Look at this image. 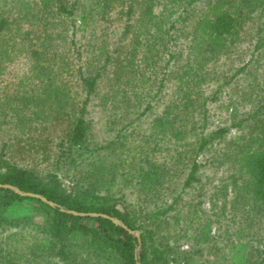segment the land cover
Wrapping results in <instances>:
<instances>
[{
  "label": "trees",
  "instance_id": "trees-1",
  "mask_svg": "<svg viewBox=\"0 0 264 264\" xmlns=\"http://www.w3.org/2000/svg\"><path fill=\"white\" fill-rule=\"evenodd\" d=\"M40 1L19 0L16 31L0 50L2 59L15 35L33 46L26 52L38 84L35 92L19 84L2 107L3 115L16 111L28 122L19 132L25 138L0 140V183L41 193L57 205L0 185V264H201L196 259L205 249L223 264H264V98L242 114L233 107L229 124L213 126L210 113L223 87L253 60L252 54L231 74L217 67L230 57L247 21L256 16L262 27L264 0L81 4L84 41L75 61L59 54L68 47L53 42L57 34L45 26L36 33L35 25L49 9L73 27L79 0ZM117 18L118 34L110 31ZM9 23L0 15V34ZM261 45L264 38L255 48ZM259 85L264 91V69ZM96 96L101 139L87 116ZM15 100L21 105L11 109ZM231 103L229 96L220 104ZM8 122L0 119V126ZM231 126L239 132L226 139ZM52 129L54 138L41 139ZM32 150L34 156L27 155ZM214 164L230 170L208 191L206 209L199 169ZM175 176L182 177L180 188H168ZM129 184L140 199L137 207L126 197ZM189 188L199 195L187 199ZM67 209L107 213L125 226Z\"/></svg>",
  "mask_w": 264,
  "mask_h": 264
},
{
  "label": "rangeland",
  "instance_id": "rangeland-1",
  "mask_svg": "<svg viewBox=\"0 0 264 264\" xmlns=\"http://www.w3.org/2000/svg\"><path fill=\"white\" fill-rule=\"evenodd\" d=\"M31 4L32 2H37L41 5L40 0H27ZM94 0H79L80 7L78 9V12L73 16L75 18L74 26L71 27L69 23H63V20L65 19V16H57V14H54V12H51L49 9H45L41 12L39 15L37 22H36V33H40L42 31L43 26H45L47 31H51L54 35L57 34V36H52V40L54 43L59 42L63 48L68 47V50L61 49L59 51V54L62 56L65 55L67 57H70L71 61L76 60V48L77 46H80V44L84 41L83 36V30L81 27L80 19V10L82 9L81 4L85 3H91ZM19 0H0V15H7L10 23L8 25V28L6 27L2 33L0 34V50H3L6 45H3L5 42V39L11 35V33L14 34L15 27H16V21L18 17H20L21 13L23 11L20 10ZM112 15H115L112 13ZM47 23L55 25H46ZM120 20L117 18L115 21V25H112L110 27V31H113V33L118 34L120 30ZM262 27H259V21L256 18V16H253L249 21L246 22L240 36L235 40L233 45L231 46L232 51L229 58L222 60L220 63H218L217 67L219 69L223 68V70L231 74L234 71V65H241L242 62H246L251 55L253 54V60L250 63V65L244 70L239 73L233 78L232 81L227 83L220 93V98L216 102H212L210 104V110L212 113V125H224L230 123V114L229 112L233 111V107L236 108L235 111H238L240 114L244 112H248L249 110H253L256 105L262 102V99L264 98V91L260 89L259 80L262 74V71L264 69V45L258 46L255 48V44L257 43V40L259 38H264V23H261ZM54 31H52V30ZM74 31V34H73ZM43 35V32L41 33V36ZM20 39L19 35H15L11 38V41L9 43L13 42V46H8V52L5 54L6 57L0 59V119L8 120V123H4L0 126V140L5 139L9 136H13L14 139L23 137L25 138L24 134L19 133L22 128H26L27 126V119L25 117L18 118L16 111H7L6 115H3V112L5 110L2 109L4 102L8 97L12 95V92L18 89L19 84L22 83L21 88H25V90H28L29 92H35L38 88L37 82L35 83L34 76L31 75L34 74V71L32 68V62L33 58L28 52H26L28 49L30 50L33 46H29L27 44H20L18 41ZM69 40V44H68ZM70 40H72L73 43H70ZM235 50V52H234ZM67 54H64V53ZM234 60V64H232L230 60ZM169 85L165 87V91H168ZM100 93L105 90V87L101 84L100 86ZM246 91V97L242 98V92ZM233 100L234 103H231L229 107H226L223 104H220L221 102H226L228 98ZM98 96L94 97L90 100L88 104V113L87 116L92 119V125H93V133L96 139H101L105 137V131L103 130V114L100 110ZM11 109L15 107H19L21 104L18 100H15L11 103ZM20 114H24L21 112ZM31 116V115H30ZM21 119V121H20ZM53 130V131H52ZM51 131H44L43 134H41V139L43 138H49L52 139L55 137L54 129ZM239 130L235 126H231L229 128V131L226 135V139L228 136H235L237 135ZM229 138V137H228ZM39 140L35 141L37 143ZM13 144V148L19 146L17 141ZM21 144H25L27 147V144L24 141H21ZM221 143H216L213 147L220 148L222 146ZM23 152V151H22ZM19 155H17L18 158L20 156H23L20 158L23 160V162L28 161V156H34L35 153L32 151H29L24 155H21L22 153L19 152ZM208 154H212L210 151L205 152L204 154H198L197 160L202 161L203 157L207 156ZM227 164V163H226ZM225 164V165H226ZM230 169L227 167H215L214 165H206L204 167H201L199 169V172L201 173V177L203 179V189L205 190L203 193V206L207 209L209 207V202L207 200L208 193L211 192L214 184L218 182V177L225 174V172H228ZM182 181V177L175 176L172 181L168 182V188H171L176 186L178 189L180 188V184ZM117 185H121V181L119 179ZM201 184L197 183V186L199 188ZM133 185L129 184L127 187L124 188L126 192V197L128 199V202H132L135 207L138 206L140 203V199H137V193L132 188ZM198 188H189L187 193V199L198 196L197 191ZM209 191V192H208ZM165 192V191H164ZM165 194V193H164ZM167 194V193H166ZM168 200H170V196H168ZM173 212V210L168 211ZM214 230L212 233H219L221 229L213 228ZM221 244V242H219ZM186 246L183 244L182 247ZM203 254L200 255V257H197L196 262L201 264H223L225 262L224 260H215L217 253L214 252H208V249H205Z\"/></svg>",
  "mask_w": 264,
  "mask_h": 264
},
{
  "label": "water",
  "instance_id": "water-1",
  "mask_svg": "<svg viewBox=\"0 0 264 264\" xmlns=\"http://www.w3.org/2000/svg\"><path fill=\"white\" fill-rule=\"evenodd\" d=\"M0 185H3V186H7V187H12L14 190H16L17 192H19L20 194L22 195H27V196H33V197H37V198H40L42 201L48 203L49 205L51 206H56L57 204L48 199L45 195L41 194V193H38V192H32V191H25V190H22L20 188H18L17 186H14L12 184H9V183H0ZM62 210L64 209L63 207H60ZM67 211H70V212H73L75 214H80V215H91V216H94V215H103V216H106V217H109L111 218L112 220H114L115 222H118L120 223L121 225L125 226L124 222L122 220H118L116 217L114 216H110L108 215L107 213H100V212H96V211H90V212H85V211H76V210H73V209H67ZM129 231L131 232H135L136 235H139V231H135L131 228H128Z\"/></svg>",
  "mask_w": 264,
  "mask_h": 264
}]
</instances>
